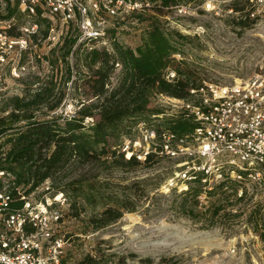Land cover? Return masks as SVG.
Instances as JSON below:
<instances>
[{"label":"trees","instance_id":"1","mask_svg":"<svg viewBox=\"0 0 264 264\" xmlns=\"http://www.w3.org/2000/svg\"><path fill=\"white\" fill-rule=\"evenodd\" d=\"M150 2L156 16L140 44L132 47L114 38L110 47L87 48V43L95 44V39L77 45L79 34L71 35L64 39L61 55L54 50L52 57L47 58L51 75L45 80L38 77L27 86L25 94L10 98L7 113L0 116V169L12 176L9 190L16 199L15 205L23 202L19 191L30 196L48 184L45 192L52 197L59 194L57 199L63 194L69 206L66 212L60 210V221L66 217L81 220L86 225L83 234L102 230L126 213L160 209V182L152 185L149 178L128 182L120 173L152 167L160 160L159 155L165 154L158 153L159 146L158 152H149L141 161L136 153L131 155L129 151V157L126 155L124 142L126 139L133 142L139 124L152 119L160 121L161 128L151 129L159 139L167 130L178 137L191 134L196 126L191 117L183 114L161 117L164 111L154 101L160 95L188 99L190 88L200 86L203 80L186 60L175 56L182 53L188 37L169 29L160 19L165 16V9H173L187 0ZM230 8L246 13L239 23L242 27L255 21L251 18L255 10L251 0L243 4L235 0ZM17 15L12 9L0 11L2 19ZM38 21L40 27L46 23L48 37L50 21L45 18ZM13 29L12 25L9 34H13ZM39 32L32 35L35 44ZM71 55L75 60L71 61ZM169 70L176 71L174 80L166 78ZM69 100L74 111L60 112ZM194 185L180 194L185 198L179 204H173L178 214L195 217L199 212L203 188L199 183ZM3 187L4 181L0 179V189ZM80 238L74 236L75 241ZM102 243L98 242L76 264H156L151 257L119 254ZM62 264H69L65 254ZM158 264L177 261L162 257Z\"/></svg>","mask_w":264,"mask_h":264},{"label":"rangeland","instance_id":"2","mask_svg":"<svg viewBox=\"0 0 264 264\" xmlns=\"http://www.w3.org/2000/svg\"><path fill=\"white\" fill-rule=\"evenodd\" d=\"M234 1L187 0L184 3L188 5L187 12L175 8L165 9V16L160 17L166 27L188 37L182 46V53L175 56L186 60L203 82L228 85L258 75L264 77V0H251L255 5L251 18L255 21H248L250 25L246 27L239 24L246 13L235 12L230 8ZM239 2L243 4L245 0ZM155 14L150 8L123 18L105 16L103 35L95 39V44L89 42L86 47H110L114 38L135 47L141 43L142 35L149 28ZM35 19L26 14H18L12 19V35L22 34L24 27ZM51 23L54 26L51 37H46V23L43 22L38 44L32 43L29 50L12 62V65L25 66L24 70L18 71V75L13 74L14 66L10 63L0 62V116L7 113L5 110L10 98L25 94L27 86L30 87V83L38 77L45 80L51 75L47 58L52 57L54 50L58 55L62 54L65 38L79 34L77 45L86 41L73 25L68 26L55 19ZM0 29L8 30L3 22H0ZM69 58L75 60L72 55ZM178 100L181 99L160 95L154 105L164 111L161 117H176L182 114ZM73 111L74 104L70 100L60 110L64 114ZM157 127L161 128L160 121L154 119L138 126L133 134V142H140V145L137 143L135 151L148 147L146 128ZM154 141L160 143L158 137ZM150 145L153 143L150 142ZM185 145L193 149L191 138L186 140ZM185 158V154L174 158L159 155L160 160L152 167L120 174L128 178V182L149 178L152 185L155 182L162 185L181 169L178 164L185 161ZM221 184L211 193L202 192L201 206L195 217L178 214L173 204H179L185 196L166 189L158 191L160 209L149 213H126L119 221L94 233L83 234L86 225L79 219L66 217L59 226L60 234L69 238L65 257L69 264H76L84 254L92 252L98 242L103 241L102 246L112 247L110 251L151 257L156 264L162 257L176 260L177 264H254L264 257V182L228 179ZM4 185L11 188L7 179ZM47 186L45 184L35 190L31 197L36 200L52 199L54 209L68 211L69 206L63 194L59 199V194L52 197L51 193L45 192ZM209 205L211 207L207 210ZM219 208L222 209L215 214ZM77 235L81 238L75 241L74 236ZM129 260L132 261L131 258Z\"/></svg>","mask_w":264,"mask_h":264},{"label":"built area","instance_id":"3","mask_svg":"<svg viewBox=\"0 0 264 264\" xmlns=\"http://www.w3.org/2000/svg\"><path fill=\"white\" fill-rule=\"evenodd\" d=\"M150 8V0H0L1 12L12 9L17 14L36 17L19 36L8 31L15 17H0L8 28L0 29V62L12 65L17 56L32 47V35L39 32L41 18L73 25L83 38L91 40L103 35L105 16L123 18ZM173 8L187 12L188 5L181 3ZM53 31L51 23L48 38ZM12 66L15 75L25 69ZM176 77L175 70L167 72L168 80ZM189 91L188 99L178 101L181 113L196 122L191 134L178 137L167 130L156 143V132L146 128L149 143L145 150L135 151L140 142L127 139L123 150L136 153L141 161L149 152H158L159 146L158 153L169 158L186 155L185 161L178 164L181 169L168 177L159 190L185 193L199 183L208 193L228 179L264 182V77L258 75L228 85L205 81ZM142 124L145 123L139 125ZM188 138L193 141V149L185 145ZM0 179L10 181L12 176L0 169ZM19 194L23 202L15 205L7 185L0 189V264H62L68 241L59 232L61 212L53 208L52 199L36 200L21 191ZM254 264H264V257Z\"/></svg>","mask_w":264,"mask_h":264}]
</instances>
